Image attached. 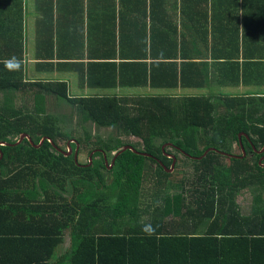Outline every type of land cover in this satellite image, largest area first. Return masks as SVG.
<instances>
[{
    "label": "trees",
    "instance_id": "trees-1",
    "mask_svg": "<svg viewBox=\"0 0 264 264\" xmlns=\"http://www.w3.org/2000/svg\"><path fill=\"white\" fill-rule=\"evenodd\" d=\"M72 2L82 13L84 0ZM85 2L87 14L105 12L96 27L87 25L99 47L79 41L78 48L55 53L52 41H39L35 49L44 70L57 57V70L103 91L73 97L66 82L25 79L24 0H0V143L14 144L21 134L34 145L51 140L0 145V211H18L13 220H26L23 230L54 235L43 240L51 242L48 254L67 229L66 264H264V151L257 153L264 147V33L208 30L207 22L226 25L238 17H208L203 4L231 0ZM165 7L174 13L163 15ZM117 9L125 14L116 17ZM51 11L52 3L49 18ZM79 24L73 29L82 36ZM240 87L255 92H221ZM192 89L208 92L178 93ZM61 101L72 111L57 118L47 104ZM73 127L81 129L79 137ZM86 127L103 129L106 137L92 140ZM68 139L77 155L98 148L108 164L98 150L91 164H75L56 150ZM125 145L132 148L121 151ZM180 218L181 230L169 222Z\"/></svg>",
    "mask_w": 264,
    "mask_h": 264
},
{
    "label": "crops",
    "instance_id": "crops-1",
    "mask_svg": "<svg viewBox=\"0 0 264 264\" xmlns=\"http://www.w3.org/2000/svg\"><path fill=\"white\" fill-rule=\"evenodd\" d=\"M229 4L215 3L210 8V3L203 4V13L206 9L208 11L207 16L210 15H225L238 17V21L226 20L227 24L224 25L225 20L220 19L217 24L211 25L207 22L208 30H221L224 28L235 30L236 28L241 30H253L255 32L260 31L264 33V0L263 4L258 9L248 8L242 5L241 0H231ZM52 3L51 18L50 6ZM82 5V13H75L73 9L72 0H43V4H38L37 0H24V7L22 13V45L25 49V59L22 63L25 72V79L28 78L36 80H59L66 82L73 77V73L68 70H57L56 65L60 63L57 61V57H54L52 66L49 70H44L40 65L41 62L35 61V49L38 47L39 41H52V47L56 53V49H70L76 48L79 41L82 42V47H99L100 43H96L94 34L89 35L87 25L96 27V21L101 14L104 15V11H100L98 8H90L87 14V8ZM214 7V8H213ZM213 8V9H212ZM163 15L173 14L170 8L162 9ZM119 13L125 14L124 9H117L115 11L116 17H119ZM178 13V11H177ZM77 22H74V15H78ZM254 14H258L263 19H260L258 23L253 22L249 17ZM89 16L92 19L89 21ZM47 17V19H44ZM81 17V18H80ZM247 17V18H246ZM243 19H246L245 21ZM119 22V20H116ZM82 22V36L80 31H75L74 26L79 28ZM209 23V25H208ZM89 26V27H90ZM81 36V37H80ZM201 40V39H200ZM47 45V44H46ZM49 46V45H48ZM78 48V47H77ZM64 62V61H63ZM236 90L227 88V90ZM249 90L248 88H239V92L243 93ZM161 92H164L163 90ZM208 92V91H207ZM178 93L185 94V90H180ZM4 206L9 207L8 201H5ZM19 214L16 210L4 209L0 211V264H66L64 262L67 258L68 251L70 250V237L69 232L63 230L60 234L61 243L55 246L53 250L49 252V243L43 240H51L54 235H48L37 231L23 230L27 226L26 220H13L14 217Z\"/></svg>",
    "mask_w": 264,
    "mask_h": 264
},
{
    "label": "rangeland",
    "instance_id": "rangeland-1",
    "mask_svg": "<svg viewBox=\"0 0 264 264\" xmlns=\"http://www.w3.org/2000/svg\"><path fill=\"white\" fill-rule=\"evenodd\" d=\"M67 85H68V92L70 95H72L73 97H80V96H88V95H99V94H102L103 91L101 90H91V89H88L87 87H81L79 85V81L73 76V77H70V80L67 81ZM222 90H227V89H222ZM260 92H264V88H260L259 89ZM250 93L251 92H255V90H249ZM201 93H207L206 90H196V89H192V90H187L186 94H191V95H194V94H201ZM223 94H241L239 91H236V90H229V91H224ZM131 95V93H130ZM65 102H62L61 101V104L59 105H56L55 103H49L47 104V110L48 112L54 114L57 118H61L59 116L61 115H64V114H67L68 112H71L72 111V107L68 104H64ZM68 122L67 120L64 122L66 123ZM71 125H76L77 123V120L76 118H72L71 120ZM68 124V123H67ZM69 126V125H68ZM74 130V133H73V136L74 137H79V135H81V129L80 128H77V127H73ZM87 130H90L91 132V137L92 140L97 137V135H100L101 137H104L106 135V131L103 130V129H98V128H95V127H86ZM106 137V136H105ZM62 147H64V144H61ZM236 151V147H234V152ZM78 161L80 163H85L87 162V150L86 148H84V150H81L80 153L78 154ZM192 169L190 168L189 171H186V168H185V171L186 173H189ZM173 172V171H171ZM142 192L143 194H145V198H149V195L147 194V188H146V184H144L142 186ZM169 220V219H167ZM169 222H173V226L175 228H178L177 226H180V223H182V219H177V220H169ZM171 226V227H173ZM179 230L182 229V227L180 226L178 228Z\"/></svg>",
    "mask_w": 264,
    "mask_h": 264
},
{
    "label": "water",
    "instance_id": "water-1",
    "mask_svg": "<svg viewBox=\"0 0 264 264\" xmlns=\"http://www.w3.org/2000/svg\"><path fill=\"white\" fill-rule=\"evenodd\" d=\"M24 138H27V140L31 143V144H33L32 143V141H31V139H30V137L27 135V134H21L20 136H19V139L14 143V144H9L8 142H1L0 143V145H18V144H20L21 142H22V140L24 139ZM44 140H48L49 142H51V140L50 139H48V138H46V137H44V138H42L41 139V141H40V143L38 144V145H34L35 147H39L43 142H44ZM238 141H239V144H240V146H241V151H242V157L243 156H245V151H244V148H243V146H242V139H241V133L240 134H238ZM71 143H75L74 141H69L68 143H67V148H68V152L65 154V156H69L70 154H71V147H70V144ZM126 148H132V146H130V145H127V146H124L123 148H122V150L121 151H124V150H126ZM209 150H212V148H209ZM264 151V147L263 148H260V150H258L257 151V153H262ZM76 152H77V145H76V143H75V148H74V150H73V154H72V158H73V161L76 163ZM208 151H206L205 153H204V155L207 153ZM93 154V153H92ZM92 154H90V157H89V162L91 163V155ZM225 155H227V154H225ZM227 156H230V155H227ZM104 157H105V155H104ZM171 158H173V156H170ZM231 157H236V156H231ZM241 158V157H240ZM3 159V154H2V152L0 151V161ZM114 159L115 158H113V160L111 161V164L108 166V168L110 169L111 167H112V165L114 164ZM174 159V158H173ZM174 163H176V160H173V163H171L170 164V166H169V169H166L165 171L166 172H168V173H170L171 171H173V169H175V166H174ZM108 163H107V161H106V165H107Z\"/></svg>",
    "mask_w": 264,
    "mask_h": 264
},
{
    "label": "flooded vegetation",
    "instance_id": "flooded-vegetation-1",
    "mask_svg": "<svg viewBox=\"0 0 264 264\" xmlns=\"http://www.w3.org/2000/svg\"><path fill=\"white\" fill-rule=\"evenodd\" d=\"M69 141H74V139H68V141H66V143H65V147H64V148H66L65 151L62 150V147L58 148V147L55 146V147H56V150L59 151L60 153H62L63 155H65V154L68 152L67 143H68ZM74 142H75V141H74ZM75 143H76V142H75ZM75 143H74V144H75ZM125 146H127V145H125ZM123 147H124V146H123ZM123 147H122V148H123ZM74 148H75V147H74ZM74 148H73V150H74ZM77 148H78V146H77ZM73 150H71V154H70V155L73 154V153H72ZM95 150H98V148H95ZM95 150H93V151H91L89 154H87V157H88V158H87V161H89L90 154L93 153V154L91 155V163H92V157H93L94 153L96 152ZM98 151L102 153L103 158H104V163L106 164V161H107L106 154L103 153L101 150H98ZM70 155H69V156H70ZM104 155H105V157H104ZM78 157H79V156L77 155V152H76V163H75V162H74V163H75V164L78 163V164H80L81 166H85V163H86V162H85V163H80V162L78 161ZM72 159H73V158H72ZM112 160H113V159H112ZM91 163L89 162V164H91Z\"/></svg>",
    "mask_w": 264,
    "mask_h": 264
},
{
    "label": "clouds",
    "instance_id": "clouds-1",
    "mask_svg": "<svg viewBox=\"0 0 264 264\" xmlns=\"http://www.w3.org/2000/svg\"><path fill=\"white\" fill-rule=\"evenodd\" d=\"M144 231L147 235H153L155 232V229L154 228H147V229H144Z\"/></svg>",
    "mask_w": 264,
    "mask_h": 264
}]
</instances>
